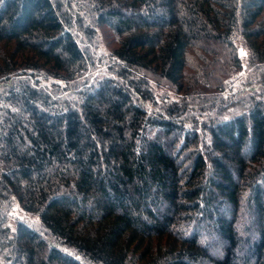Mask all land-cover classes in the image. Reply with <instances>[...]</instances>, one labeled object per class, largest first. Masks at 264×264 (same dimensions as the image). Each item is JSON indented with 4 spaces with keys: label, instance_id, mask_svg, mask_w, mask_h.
I'll return each mask as SVG.
<instances>
[{
    "label": "trees",
    "instance_id": "obj_1",
    "mask_svg": "<svg viewBox=\"0 0 264 264\" xmlns=\"http://www.w3.org/2000/svg\"><path fill=\"white\" fill-rule=\"evenodd\" d=\"M0 264H264V0H0Z\"/></svg>",
    "mask_w": 264,
    "mask_h": 264
},
{
    "label": "rangeland",
    "instance_id": "obj_2",
    "mask_svg": "<svg viewBox=\"0 0 264 264\" xmlns=\"http://www.w3.org/2000/svg\"><path fill=\"white\" fill-rule=\"evenodd\" d=\"M103 44H105V41H104V39L102 38V45H103ZM242 73H243L242 75L245 76V75H247L248 72L245 73V72L243 71ZM163 92H164L163 89H161V90L159 91V93H163Z\"/></svg>",
    "mask_w": 264,
    "mask_h": 264
}]
</instances>
